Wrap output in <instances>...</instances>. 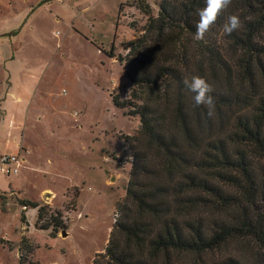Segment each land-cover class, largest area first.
<instances>
[{"label": "trees", "instance_id": "1", "mask_svg": "<svg viewBox=\"0 0 264 264\" xmlns=\"http://www.w3.org/2000/svg\"><path fill=\"white\" fill-rule=\"evenodd\" d=\"M203 7L162 0L153 16L146 4L143 32L118 55L131 93L113 100L141 126L125 137L127 194L94 264H264V0H232L216 23L236 15L240 27L213 41L193 38ZM192 76L212 88L211 116L184 87ZM21 203L39 221L45 206Z\"/></svg>", "mask_w": 264, "mask_h": 264}, {"label": "rangeland", "instance_id": "2", "mask_svg": "<svg viewBox=\"0 0 264 264\" xmlns=\"http://www.w3.org/2000/svg\"><path fill=\"white\" fill-rule=\"evenodd\" d=\"M161 1L0 0V154L26 156L16 175L0 165V264H94L104 252L134 160L125 137L141 126L113 100L131 93L118 55ZM223 33L215 22L205 39ZM23 199L45 206L39 221Z\"/></svg>", "mask_w": 264, "mask_h": 264}, {"label": "clouds", "instance_id": "3", "mask_svg": "<svg viewBox=\"0 0 264 264\" xmlns=\"http://www.w3.org/2000/svg\"><path fill=\"white\" fill-rule=\"evenodd\" d=\"M232 0H204V7L197 10L199 17L195 24L194 39L197 41L203 40L205 34L210 30L216 22L218 16L225 10ZM240 27V19L236 15H231L227 18L223 25V32L231 34ZM184 87L187 91L193 94L192 99L196 106H205L209 110V115H212L214 106L213 97L210 95L212 88L208 82L201 76L185 77L183 80Z\"/></svg>", "mask_w": 264, "mask_h": 264}, {"label": "built area", "instance_id": "4", "mask_svg": "<svg viewBox=\"0 0 264 264\" xmlns=\"http://www.w3.org/2000/svg\"><path fill=\"white\" fill-rule=\"evenodd\" d=\"M25 161V158L22 157L19 153H3L0 154V165L1 171L6 174H18L22 162Z\"/></svg>", "mask_w": 264, "mask_h": 264}, {"label": "crops", "instance_id": "5", "mask_svg": "<svg viewBox=\"0 0 264 264\" xmlns=\"http://www.w3.org/2000/svg\"><path fill=\"white\" fill-rule=\"evenodd\" d=\"M11 94L13 95V92H11ZM5 98H7V97H5ZM1 99H2V98H1ZM2 100H3V101H2L3 103H7V104H9V101H7V100H5V99H2ZM19 100H21L19 97H15V99H14V101H16V102H18ZM11 119H12V125H11V126L13 127V125L15 124L16 121H15V119H13V118H11ZM14 126H15V125H14ZM18 128H20V127H18V126L14 127L15 130H19ZM12 129H13V128H12ZM21 136L24 137V134H23V135L21 134ZM20 147L23 148V151H24L25 153H28L27 147H26L25 145L22 144ZM24 156H25V155H24ZM25 160H26V156H25ZM54 193H56V192H54ZM57 195H58V194H57ZM47 196H49V193H47ZM30 208H31V207H29V209H30ZM27 210H28V209H26V211H27ZM36 210H37V213H38V209H37V208H36ZM37 213H36V215H37ZM69 230H70V229H68L67 231H69ZM67 231H66V232H67ZM68 234H69V233H67V235H68ZM3 238H4V237H3ZM5 238H6V237H5Z\"/></svg>", "mask_w": 264, "mask_h": 264}, {"label": "water", "instance_id": "6", "mask_svg": "<svg viewBox=\"0 0 264 264\" xmlns=\"http://www.w3.org/2000/svg\"><path fill=\"white\" fill-rule=\"evenodd\" d=\"M62 234H63L64 236H66V235H67L66 230H63V231H62Z\"/></svg>", "mask_w": 264, "mask_h": 264}]
</instances>
